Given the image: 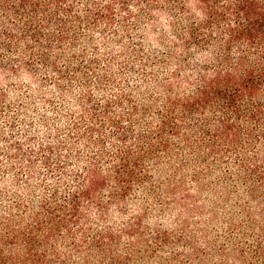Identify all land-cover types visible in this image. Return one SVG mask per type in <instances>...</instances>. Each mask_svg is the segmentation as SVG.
Listing matches in <instances>:
<instances>
[{
	"label": "clouds",
	"instance_id": "clouds-1",
	"mask_svg": "<svg viewBox=\"0 0 264 264\" xmlns=\"http://www.w3.org/2000/svg\"><path fill=\"white\" fill-rule=\"evenodd\" d=\"M0 264H264V0H0Z\"/></svg>",
	"mask_w": 264,
	"mask_h": 264
}]
</instances>
